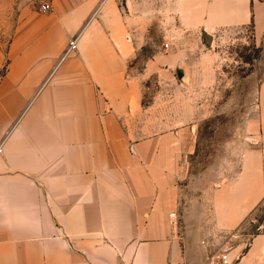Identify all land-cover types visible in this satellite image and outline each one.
<instances>
[{"label":"crops","instance_id":"0c3cea01","mask_svg":"<svg viewBox=\"0 0 264 264\" xmlns=\"http://www.w3.org/2000/svg\"><path fill=\"white\" fill-rule=\"evenodd\" d=\"M28 1L10 34L0 28V264H204L207 247L264 205L263 146L189 204L188 126L167 120L158 130L157 98L143 104L130 66L139 47L114 2L51 0L39 14ZM252 22L264 35V0H197L180 10L183 30ZM176 64L160 54L146 73ZM256 107L253 139L263 144L264 82ZM263 248L258 234L249 254Z\"/></svg>","mask_w":264,"mask_h":264},{"label":"rangeland","instance_id":"374dc122","mask_svg":"<svg viewBox=\"0 0 264 264\" xmlns=\"http://www.w3.org/2000/svg\"><path fill=\"white\" fill-rule=\"evenodd\" d=\"M21 1L0 0V28L9 34L19 22ZM50 1L29 0L27 6L47 14L51 7L46 13L41 9ZM111 1L123 18L128 43L139 47L130 66L141 81L143 104L157 98L154 113L165 125L158 130L168 127L167 120L176 122L173 127L188 126L195 153L186 181L194 196L189 204H196L197 193L206 195L241 172L247 150L264 148V143L253 139L258 129L251 125L256 120L258 88L264 82V35L257 33L253 22L213 32L183 30L180 10L197 0ZM205 30L216 37L213 48L204 43ZM160 54L174 56L177 64L166 71L146 73L150 60ZM178 69L186 71L184 79L178 77ZM183 206L179 200L178 208ZM255 216L264 219V205L256 209ZM179 227L177 222L180 236ZM258 234L254 227H247L243 238L230 245L234 264H264V248L249 254ZM221 246L207 247L208 256Z\"/></svg>","mask_w":264,"mask_h":264},{"label":"built area","instance_id":"2783aa9c","mask_svg":"<svg viewBox=\"0 0 264 264\" xmlns=\"http://www.w3.org/2000/svg\"><path fill=\"white\" fill-rule=\"evenodd\" d=\"M50 9V5L46 4L42 6V12L46 13ZM78 38L72 40L69 42L68 50L66 51L65 57H68L76 50V44H77ZM0 153H1V146H0ZM247 227H255V231L257 233H263L264 231V223H260L259 220L255 216V212L252 213L246 221L242 224L240 228H238L236 231L232 232L227 236V238L224 241V244L222 246L214 251L204 264H234V262L231 260V248L230 245L243 238V232L245 228Z\"/></svg>","mask_w":264,"mask_h":264},{"label":"water","instance_id":"95a60500","mask_svg":"<svg viewBox=\"0 0 264 264\" xmlns=\"http://www.w3.org/2000/svg\"><path fill=\"white\" fill-rule=\"evenodd\" d=\"M203 40L207 47L213 48L216 37L212 35L211 33H209L207 30H205L203 32ZM185 76H186V71L184 69H178V77L180 79H184Z\"/></svg>","mask_w":264,"mask_h":264},{"label":"trees","instance_id":"16d2710c","mask_svg":"<svg viewBox=\"0 0 264 264\" xmlns=\"http://www.w3.org/2000/svg\"><path fill=\"white\" fill-rule=\"evenodd\" d=\"M259 222L260 223H262V222L264 223V219H260ZM254 229H255V227H254Z\"/></svg>","mask_w":264,"mask_h":264}]
</instances>
